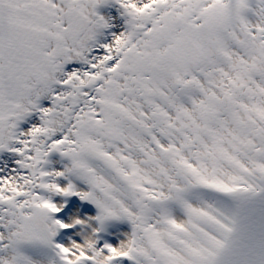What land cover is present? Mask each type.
Returning a JSON list of instances; mask_svg holds the SVG:
<instances>
[{
    "label": "snow or ice",
    "instance_id": "6c2138e0",
    "mask_svg": "<svg viewBox=\"0 0 264 264\" xmlns=\"http://www.w3.org/2000/svg\"><path fill=\"white\" fill-rule=\"evenodd\" d=\"M0 264H264V0H0Z\"/></svg>",
    "mask_w": 264,
    "mask_h": 264
}]
</instances>
